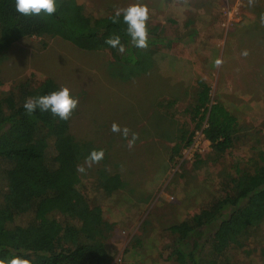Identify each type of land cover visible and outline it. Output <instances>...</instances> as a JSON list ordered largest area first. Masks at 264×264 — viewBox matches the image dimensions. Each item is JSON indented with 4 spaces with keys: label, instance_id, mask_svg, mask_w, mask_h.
Listing matches in <instances>:
<instances>
[{
    "label": "rangeland",
    "instance_id": "obj_1",
    "mask_svg": "<svg viewBox=\"0 0 264 264\" xmlns=\"http://www.w3.org/2000/svg\"><path fill=\"white\" fill-rule=\"evenodd\" d=\"M77 1L95 17L130 3L146 5V26L163 38L149 68L128 73L108 48L90 51L57 36L25 37L0 61V93L30 75L38 83L52 79L59 88L67 86L78 99L69 132L84 154L77 161V168H84L78 170L77 187L112 225L105 237L109 264H176L167 258L172 241L165 226L217 197L236 167L251 172L260 164L264 0ZM146 79L152 82L150 92L143 88L149 99L142 103L125 96L130 85L142 87ZM200 83L209 86L208 104L220 102L237 118L233 144L222 155L204 136L206 119L195 128L191 118ZM114 122L129 130L127 137L111 130ZM181 135H190L186 145ZM176 143L180 147L173 152ZM92 150H103V158L86 161ZM103 176L112 179L109 194L101 187ZM242 242L222 256L223 264H264V224L248 228Z\"/></svg>",
    "mask_w": 264,
    "mask_h": 264
},
{
    "label": "trees",
    "instance_id": "obj_2",
    "mask_svg": "<svg viewBox=\"0 0 264 264\" xmlns=\"http://www.w3.org/2000/svg\"><path fill=\"white\" fill-rule=\"evenodd\" d=\"M57 3L51 16H25L16 11L14 0H0V61L21 38L48 35L83 50L108 48L128 73L145 71L152 64L163 39L152 27L146 26L148 46L136 48L122 17L113 19L115 12L95 17L77 0ZM111 36L120 37L124 53L105 43ZM145 81L142 87L129 84L131 92L125 96L145 102L149 98L143 95V88L147 85L150 92L148 84L152 83ZM56 89L59 87L52 79L38 83L30 75L14 90L0 93V258L24 254L32 264H109L105 237L112 225L77 187V161L84 155L83 145L69 132V120L47 111L28 115L23 108L26 98ZM194 99L191 118L197 120L195 128L206 119L204 136L214 153L222 155L233 144L237 118L220 102L208 104L206 84L200 83ZM169 120L173 123L172 114ZM180 140L186 145L190 135H181ZM179 147L176 143L172 151ZM258 160L260 164L251 172L236 167L234 174L224 178L217 197L165 226L163 231L172 241L166 246L168 259L176 264H223L222 256L234 246H242L248 228L264 224V150ZM102 178L101 187L109 194L114 189L112 179Z\"/></svg>",
    "mask_w": 264,
    "mask_h": 264
},
{
    "label": "clouds",
    "instance_id": "obj_3",
    "mask_svg": "<svg viewBox=\"0 0 264 264\" xmlns=\"http://www.w3.org/2000/svg\"><path fill=\"white\" fill-rule=\"evenodd\" d=\"M16 11L22 15H41L42 13L51 16L57 11V0H14ZM122 17V21L126 25L125 31L129 37L130 43L136 48H146L148 46V32L146 21L149 17V9L141 3H130L127 7L116 9L113 19ZM105 43L118 52L124 53L125 47L120 41L119 36H111L106 38ZM243 54H247L246 52ZM221 61L215 60V64L219 65ZM78 99L70 94L67 86L52 90L46 94H38L26 98L23 108L28 115H33L36 111L50 112L53 116L60 120H68L72 111L77 107ZM113 132H120L127 137L129 130L125 127L120 128L115 122L111 126ZM136 134L133 133L129 140V147L134 143ZM103 150H92L86 157V161L98 162L103 158ZM83 172L84 168H78ZM30 255V254H29ZM0 264H32L29 256L21 254H6L0 258Z\"/></svg>",
    "mask_w": 264,
    "mask_h": 264
}]
</instances>
